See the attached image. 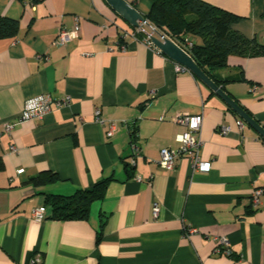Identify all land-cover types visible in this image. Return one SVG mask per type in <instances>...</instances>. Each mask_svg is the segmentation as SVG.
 I'll return each mask as SVG.
<instances>
[{
	"label": "crops",
	"instance_id": "obj_1",
	"mask_svg": "<svg viewBox=\"0 0 264 264\" xmlns=\"http://www.w3.org/2000/svg\"><path fill=\"white\" fill-rule=\"evenodd\" d=\"M127 1L143 15L151 6ZM205 1L239 16L234 28L243 35L264 41V0ZM0 16L19 23L15 36L0 39V264H264V137L244 121L240 127L222 98L147 46L106 0H0ZM75 25V36L54 43L59 29ZM217 77L264 126V55L229 56ZM42 93L52 99L49 112L17 122L24 101ZM65 95L69 104L57 105ZM179 114H202L208 172L192 171L184 157L172 170L159 164L161 148L178 146ZM8 122L15 124L6 132ZM39 174L48 179L35 185ZM104 177L112 178L85 219L49 217L47 195ZM255 188L262 189L257 204ZM39 206L45 217L35 219ZM214 236L227 238L230 254L216 252Z\"/></svg>",
	"mask_w": 264,
	"mask_h": 264
},
{
	"label": "trees",
	"instance_id": "obj_2",
	"mask_svg": "<svg viewBox=\"0 0 264 264\" xmlns=\"http://www.w3.org/2000/svg\"><path fill=\"white\" fill-rule=\"evenodd\" d=\"M150 1V9L144 15L149 24L181 46L197 66L218 85L221 79L217 77V71L227 65L229 56L264 55V41L248 38L236 30L234 23L240 17L232 12L205 0ZM18 30L19 23L16 19L0 16V39L13 37ZM243 79L241 75L239 80ZM241 107L251 115L247 109ZM130 134L131 142L136 141L137 128L134 124H130ZM132 166L130 161L124 162L128 171L132 170ZM2 167L3 162L0 159V169ZM53 175L50 173L49 179ZM111 178L104 177L94 185L77 189L69 195H47L44 204L50 206L49 217L61 220L85 219L91 202L102 197L106 183ZM46 179L48 178L39 174L33 178V183L42 185Z\"/></svg>",
	"mask_w": 264,
	"mask_h": 264
},
{
	"label": "built area",
	"instance_id": "obj_3",
	"mask_svg": "<svg viewBox=\"0 0 264 264\" xmlns=\"http://www.w3.org/2000/svg\"><path fill=\"white\" fill-rule=\"evenodd\" d=\"M79 29V25H75L72 30L61 28L58 31L57 37L54 40L55 44H63L70 40L72 36H75ZM135 33H143V42L152 48H156L152 43V36L158 37L161 41L167 36L159 32L155 27L151 26L147 19L139 21V26L135 27ZM168 38V37H167ZM181 47V46H180ZM182 48V47H181ZM176 68L179 71H189L182 65L176 63ZM52 99L48 93H42L37 96L28 98L24 101L20 114L17 116V122L29 120V119H42L43 116L49 112L50 103ZM70 102V96L65 95L62 99L56 101L57 105H66ZM96 120L100 121L99 110H95ZM173 121L184 127V130L176 135V142L178 146L176 148L163 147L159 151V164L168 170H172L175 167V160L178 157L186 158L191 166L192 171L208 172L211 168V162L204 160L200 155V128L202 123V114H179L173 118ZM15 122H8L4 125V131L8 132L12 129ZM239 126H243V121L239 120ZM114 128V122H110V130L108 134H111ZM221 133L228 132L227 126L220 127ZM131 150L136 153L139 149L135 141L130 143ZM15 150V149H13ZM132 164V161H130ZM262 193V189H253L251 200L254 204L259 202V196ZM160 212V205L157 202L153 203L152 215L154 218L158 217ZM32 216L35 219H42L45 217V206H39L32 209ZM185 230L188 233H193L196 228L186 226ZM213 239L217 242L216 252L228 255L230 250L228 248V240L224 236H214ZM38 258H34L31 263H37Z\"/></svg>",
	"mask_w": 264,
	"mask_h": 264
},
{
	"label": "water",
	"instance_id": "obj_4",
	"mask_svg": "<svg viewBox=\"0 0 264 264\" xmlns=\"http://www.w3.org/2000/svg\"><path fill=\"white\" fill-rule=\"evenodd\" d=\"M108 5L123 19L134 27L139 26V21L145 20L143 14H141L135 6L127 0H106ZM152 43L161 52L167 55L170 59L176 63L182 65L194 74L198 79L209 86L223 101L241 118L242 121L250 125L256 130L262 137H264V126H261L259 122L249 115L231 96H229L217 83L209 78L194 62L192 57L177 43L169 38H164L161 41L158 37L152 36Z\"/></svg>",
	"mask_w": 264,
	"mask_h": 264
}]
</instances>
